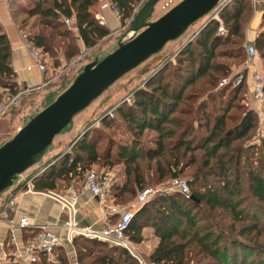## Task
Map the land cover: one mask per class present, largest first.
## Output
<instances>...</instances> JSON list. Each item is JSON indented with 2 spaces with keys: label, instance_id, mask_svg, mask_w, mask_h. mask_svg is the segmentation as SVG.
<instances>
[{
  "label": "trees",
  "instance_id": "obj_1",
  "mask_svg": "<svg viewBox=\"0 0 264 264\" xmlns=\"http://www.w3.org/2000/svg\"><path fill=\"white\" fill-rule=\"evenodd\" d=\"M112 1L123 22L140 0ZM28 5L26 16L38 21L29 25L27 38L43 52L53 54L60 48L65 59L74 56V44L64 41L69 33L62 29L64 17H74L76 38L86 47L108 33L93 16L95 0H29ZM261 9L263 29L253 45L264 60V5ZM249 12L250 0H230L218 12L226 29L224 36L216 33L218 23L210 19L176 52L173 64L164 63L131 94V103L115 108L131 136L129 143H115L98 129L93 130V137L83 133L69 152L50 166L51 172L31 180L32 187L53 190L55 177L70 184L93 163L102 167L121 164L123 182L116 185L114 194L119 202H125L146 185L187 172L188 195L171 192L145 202L133 213L126 230L128 238L140 241L141 228L150 226L158 238L147 257L154 264H251L252 254L264 259V134L256 135L255 112L241 110L235 103L246 84H227L216 92L211 89L200 99L203 84L212 87L229 76L225 73L228 67L214 60L226 53L215 49L221 42H233L238 52L242 51L241 29ZM232 36L239 43L230 41ZM12 76L8 40L0 32V87L14 93ZM191 88L198 89L192 92ZM226 91L225 99H218ZM212 103L216 104L211 107ZM112 119L107 115L101 118L102 127L109 126ZM101 142L102 148L98 146ZM39 178L42 180L35 183ZM77 239L105 249L95 252ZM75 242L77 264H83L84 257L90 258L88 264H137L120 247L81 236L73 237L70 244ZM237 250L248 256L238 261ZM44 264L69 263L58 247L55 260Z\"/></svg>",
  "mask_w": 264,
  "mask_h": 264
},
{
  "label": "built area",
  "instance_id": "obj_2",
  "mask_svg": "<svg viewBox=\"0 0 264 264\" xmlns=\"http://www.w3.org/2000/svg\"><path fill=\"white\" fill-rule=\"evenodd\" d=\"M11 1V0H6ZM229 0H221L208 13L204 22L210 19L218 21L216 33L224 35L226 29L221 25L217 18L219 9ZM161 6V9L167 10L169 7ZM106 10L111 17L116 20L117 24L120 20L119 11L112 0H95V8L93 16L97 23L105 26L106 19L102 12ZM62 23L67 29L76 31V23L73 16L61 18ZM119 26V25H118ZM122 26V25H121ZM117 28V27H116ZM128 39L133 32L127 31ZM194 35V34H193ZM191 36V38L193 37ZM24 47L31 59V63L35 68L43 74L41 82L35 88L46 86L52 79V74L47 66L45 54L40 48L32 44L27 38L26 32L20 33ZM123 40L125 38H122ZM243 50L245 55V63L243 67L234 75L222 77L219 79L217 87L230 84L236 87L243 83L245 76L249 79V84L244 97H246L247 110H253L256 114L257 123L264 124V70H252L251 61L256 56V49L252 43H244ZM22 91L9 92L7 89L0 91V118L9 111L17 102ZM131 96V95H128ZM124 101L129 102L128 97ZM113 109L106 111L105 115L114 118ZM257 133L261 131V127H257ZM69 148L67 149V151ZM31 177H22L18 174L8 188H13L16 192L33 193L36 190L32 187ZM112 185V177L109 171L96 170L87 168L82 173L80 179L74 183L65 185L60 193L51 194L46 191H38L45 195H49L65 210L67 218L57 224H49L45 221H30L28 215L22 210L14 194L2 201L0 209V230L1 226H6L7 235L0 237V264H44V261H54L56 250L62 247L63 242L70 243L75 236H81L89 239H95L107 244L124 249L137 264H154L147 262L135 250L131 240L126 236V230L133 213L139 209L145 202L151 198L167 194L171 192H180L188 195V185L186 180L176 176L169 179L168 185L155 188H143L136 193L134 198L127 204L118 205L114 202L106 201V196ZM80 193H87L90 196L98 197L100 200V209L104 216L105 224L101 228H95L91 225H79L74 219L76 212V202ZM6 209H11L17 215L16 219L9 218ZM58 229L59 232H55ZM71 264V263H70ZM76 264V263H72Z\"/></svg>",
  "mask_w": 264,
  "mask_h": 264
},
{
  "label": "rangeland",
  "instance_id": "obj_3",
  "mask_svg": "<svg viewBox=\"0 0 264 264\" xmlns=\"http://www.w3.org/2000/svg\"><path fill=\"white\" fill-rule=\"evenodd\" d=\"M6 1V0H5ZM19 1L18 5L23 9L22 5L29 6V0H16ZM145 0H140L138 1L135 5L134 8L131 11V16L130 18H127L123 22L119 20V23L117 25V28H113L108 30V34L105 35L103 38L99 39L95 44L92 46L86 47L83 45L82 41L78 38L77 31H71L66 28V26H62V29H66L69 33L68 38L65 39V43L68 41L70 43L68 44H74L75 46V54L72 56L70 59H65L63 56V53L61 49H54L53 54L44 52L46 61H47V66L50 71V74H52V79L51 81L44 87L42 88H34L30 89L27 91H24L22 87H17L15 85V92L22 91L19 97V101L17 104H15L9 111H7L4 116L0 118V144L9 139L15 131L22 126L30 116L35 114L37 111H39L41 108H43L46 104H48L58 93H60L73 79V77L81 70L84 64L94 60V59H100L103 57L105 54L109 53L112 51L115 46L116 42L120 38H127V28L129 26V23L133 17V15L136 13L140 5L144 2ZM179 0H159L153 8L152 13L148 17V20H154L158 16H160L163 12H165L164 9H161V6H164L166 3L165 7H171L174 5L176 2ZM207 16V15H206ZM206 16L200 18L196 22L192 23L187 27V29L176 39L168 41L159 52L156 54L149 56L147 59H145L143 62L138 64L136 67L122 75L120 78H118L115 82H113L110 86H108L98 97H96L93 101H91L88 106H86L84 109L79 111L77 114H75L72 118V127L68 130H61L58 134H56L59 137H63L66 139V141H69L70 144L68 145L67 149H71L72 145L76 142L77 135L76 130L77 129L80 132L83 133H88L91 134V137L94 136L93 130H100L109 137L113 136L112 138L117 139L119 141H122L125 135L123 130V127L120 126L121 122H119V119L116 116V113L113 111V116L114 119L110 121L109 126L107 127H102L101 124V117L105 115L106 111L109 109L115 110L116 107L123 103H127L124 101L125 97H128L129 102L132 100L131 95L136 89L143 87V81L146 79V77H151L154 75L162 66L164 63H174V56L178 50L182 48L190 39L191 36L194 34L196 28L203 23L204 19ZM38 18L36 17H27L26 13L19 19V23L22 25L30 24L32 22H37ZM26 23V24H25ZM122 25V26H121ZM26 30H29V26L27 25ZM25 30V31H26ZM23 31V32H25ZM224 36V35H223ZM63 39V38H62ZM56 40H54L55 42ZM230 41H237L239 43L238 38L231 37ZM53 42V43H54ZM235 43L233 42H227V43H220L216 49L215 52L217 51H224L226 53L225 56H219L216 55L214 58L215 61L221 62L225 68L226 72L229 73V75H234L238 70H240L243 67V62H245V55L243 50L241 52H238L237 46L234 45ZM56 50V51H55ZM229 51L231 53H229ZM57 54L60 55V57H57ZM229 71H228V70ZM148 78V79H149ZM206 78V77H204ZM219 80L216 81L215 85L208 86L205 84H200L199 86L202 85L203 89V95L202 92H200L201 96L200 99L205 98L206 93L212 89V92H216L219 87H217ZM194 87V86H193ZM198 88H191V91L196 92ZM228 91V90H227ZM227 91L223 93V95H220L218 99H225L224 96L227 95ZM243 91V90H242ZM240 91L239 95L237 96V102L239 103L241 110H247V100L246 97H244V92ZM230 93V92H229ZM205 95V96H204ZM131 103V102H130ZM216 103H212L211 107H213ZM231 112H237V110L232 109ZM103 118V117H102ZM98 123V125H97ZM261 127V131L259 134L256 135L259 136L261 134H264V124L259 125L257 123V127ZM75 129H74V128ZM125 134L128 136V134L125 132ZM82 135V134H81ZM106 137V136H105ZM104 140V139H103ZM53 141V140H52ZM105 141V140H104ZM103 142H101L98 146L100 148L103 147ZM66 149V150H67ZM49 155L48 151H44L41 159L45 160L46 157ZM31 167V166H30ZM40 168L41 165L39 162L36 164L34 163L31 168ZM88 168L96 169V170H106L110 171L108 168H101L98 167L97 165H92ZM28 169L20 173L22 177H29L31 172H27ZM111 173V171H110ZM187 172L183 173V175L179 176L183 179H185L187 176ZM80 178V177H79ZM167 182L163 185L166 186L168 185L169 178L166 180ZM64 182V181H63ZM66 182V181H65ZM62 182H57V186L62 185ZM65 185V184H64ZM149 187L148 185H146ZM145 187V188H147ZM137 193V192H136ZM132 199H127L124 203L130 202ZM127 236V235H126ZM128 237V236H127ZM81 244H84L88 247V249H92L93 251H104L105 247L99 249L98 246H92L86 243H82L81 240H75ZM75 242L72 244H63L61 247L65 255L68 259V263L70 262V257L72 255L75 257L74 251L77 249L78 243ZM132 244L135 247V250L137 251L138 254L141 255L143 259H145L147 262H150L147 257L143 254V251L141 248L136 246V242L132 241ZM64 247V248H63ZM238 252V261L239 259L241 260L243 257L248 256L247 254L241 252L240 250H237ZM244 254V255H243ZM248 259V258H247ZM249 259L253 263L251 264H264V259L263 258H258L254 254H252ZM260 259V260H258ZM75 260V259H74ZM88 261H90L89 257H84L82 263L83 264H88ZM72 262V261H71ZM70 262V263H71ZM69 263V264H70ZM73 263L77 262L73 261ZM244 264H249L248 262H244Z\"/></svg>",
  "mask_w": 264,
  "mask_h": 264
},
{
  "label": "water",
  "instance_id": "obj_4",
  "mask_svg": "<svg viewBox=\"0 0 264 264\" xmlns=\"http://www.w3.org/2000/svg\"><path fill=\"white\" fill-rule=\"evenodd\" d=\"M158 1L145 0L127 28L133 32L131 37L119 39L112 51L84 64L60 93L0 144V194L18 174L38 161L56 134L71 127L75 114L122 75L179 37L189 25L208 15L221 0H179L156 19L148 20Z\"/></svg>",
  "mask_w": 264,
  "mask_h": 264
},
{
  "label": "crops",
  "instance_id": "obj_5",
  "mask_svg": "<svg viewBox=\"0 0 264 264\" xmlns=\"http://www.w3.org/2000/svg\"><path fill=\"white\" fill-rule=\"evenodd\" d=\"M230 1V0H229ZM228 1V2H229ZM19 1L16 0H11V1H5V0H0V32L4 33L7 37L8 40V45H9V65L10 68L13 72L12 76V81L17 85V87H22L24 91L34 89L42 80L43 74H41L35 66L31 63V59L24 47L23 40L20 38V33L26 30L27 25L29 26L30 24L22 25L19 23V19L24 15L25 9L27 8L26 4L21 6L23 9L18 5ZM227 2V3H228ZM225 3L219 11L227 4ZM20 4V2H19ZM264 5V0H250V12L249 16L244 22L242 29H241V34H242V40H241V46L243 50V44L248 42L252 43L256 36L260 33V31L263 29V25L261 23V14H262V6ZM218 11V12H219ZM218 12H217V18L221 23L220 18L218 17ZM103 16L106 19V24L105 28L108 30L113 29L117 27V22L114 20L111 15L108 13V11L104 10L102 12ZM215 20V19H214ZM217 21V20H216ZM208 22V21H207ZM207 22H204L200 24L194 34L201 29ZM218 23V21H217ZM222 25V24H221ZM25 32H30V30H26ZM109 33V32H108ZM107 33V34H108ZM226 34V33H225ZM224 34V35H225ZM122 39V38H120ZM254 46V45H253ZM244 52V50H243ZM57 57H60L59 54H57ZM245 62H243L244 65ZM252 65L250 67V71L252 70H264V60L259 57V54L256 50V56L252 59L251 61ZM231 76V75H229ZM149 77H146L144 79L143 83L148 80ZM243 83L246 84V89L247 90L248 84H249V79L247 76H245ZM15 88V87H14ZM7 88L5 87H0V91L6 90ZM244 92V93H245ZM130 103V102H127ZM103 115L102 117H104ZM101 117V118H102ZM114 119V118H113ZM119 122H121L119 120ZM98 125V123H97ZM120 126L123 127V124H119ZM72 127V126H71ZM70 127V128H71ZM68 128V130L70 129ZM74 128V127H73ZM75 129V128H74ZM124 129V127H123ZM67 130V129H66ZM76 130V134L78 139L83 132H80ZM124 137L122 141H119L117 139L110 138L115 142L120 145H126L131 141V136L130 134L124 129ZM125 132L128 134V136L125 134ZM260 133V132H259ZM258 133V134H259ZM53 141L51 142L50 146L45 150L49 152V155L46 157L45 160L41 159V157L38 159L37 162L41 165L40 168H31L28 169L27 172H31L30 176L32 178H36L42 173H48L51 172L52 170L50 169L51 165H54L59 161L62 156H64L66 153L69 152L67 151V147L70 144L69 141H66L65 138L59 137L57 135L54 136L52 139ZM42 156V155H41ZM36 162V163H37ZM35 163V164H36ZM92 165H97L98 167L104 168L98 163H93ZM108 168L111 171V177H112V187L109 190L108 195L106 196V201L108 202H114L118 205H124L127 203L124 202H119V198L117 195L114 194V188L116 185H121L123 182V175L121 173V164H114L111 167H105ZM55 171V170H54ZM109 171V172H110ZM170 179V178H169ZM42 180L41 178L37 179L35 183L40 182ZM64 179L55 177L54 178V189L50 190H45L48 193L51 194H58L60 193V190L68 184V182H63ZM57 182H62L63 184L60 186H57ZM70 182V181H69ZM72 182V180H71ZM76 182V181H75ZM167 181L164 180L162 182L154 183L148 185L150 188H155V187H162ZM65 184V185H64ZM147 187V186H145ZM144 187V188H145ZM34 189V188H33ZM36 190L33 193L29 192H15L13 188H7L0 194V209H1V204L2 201H4L5 198L10 197L11 195L14 194L15 199L18 202L19 207L26 212L28 215V218L30 221H45L49 224H57L60 223L61 221L65 220L67 218V214L65 210L61 209L60 205L53 200L49 195H45L43 193H39L38 191H44V190ZM100 200L98 197H93L90 196L87 193H80L76 202V212L74 214V219L79 225H91L92 227L95 228H101L104 226L105 221H104V216L103 213L100 209L99 205ZM129 203V202H128ZM6 214L9 218H14L16 219L17 215L14 214V212L11 209H6ZM55 232H59L58 229H54ZM7 235V229L6 226L2 225L1 230H0V237L4 238V236ZM158 242L157 236L154 235L153 229L150 226H143L141 228V239L140 241L136 242V246L141 248L143 251V254L148 257V255L152 252V250L155 248L156 244ZM67 242H63V244L66 245ZM62 244V246H63ZM69 244V243H67ZM64 248V247H63ZM70 262L71 264L73 261L75 262V258L72 255L70 257ZM69 262V263H70Z\"/></svg>",
  "mask_w": 264,
  "mask_h": 264
}]
</instances>
